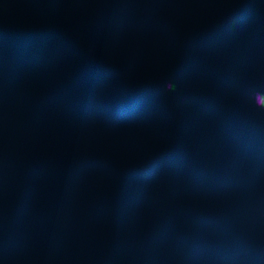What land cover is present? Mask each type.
<instances>
[{
  "label": "rangeland",
  "instance_id": "374dc122",
  "mask_svg": "<svg viewBox=\"0 0 264 264\" xmlns=\"http://www.w3.org/2000/svg\"><path fill=\"white\" fill-rule=\"evenodd\" d=\"M247 1L167 0L160 12L137 23V6L133 2L102 0L105 6L109 4V17L122 18V10L130 13L135 26L143 22L146 25L129 27L127 32H119L114 38L97 44H86L78 37H84V16L94 12L98 1L93 0L84 9H78L70 0H0V25L52 27L65 31L70 38L74 36L73 40L76 38V44L85 49L86 55L121 72L118 86L163 88L160 112L155 119L104 129L102 121H86L85 113L75 103L76 89H72L69 101H64L62 96L52 99L55 88L65 85L83 64L85 56L56 60L47 69H22L16 65L0 72V134L12 129L14 141L6 146L17 157L12 164L0 150V202L2 195L7 196L5 213L1 215L9 216L0 226V250L3 244L20 243L19 251L11 247L8 253L14 249L15 253H24L27 264H51V261L52 264L78 261L82 264H146L141 243L150 235L152 223L162 224L168 216L176 220L181 211L185 221L190 219L189 226L184 227L188 238H208L223 246L234 244L232 232L212 236L199 213L237 219L242 214L238 201L241 188L227 193L218 184L200 190L173 174L165 186L158 188H147L136 180L137 186L133 193L128 192V198L125 186L122 189L121 177L130 169L147 166L146 162L157 152L170 147L173 129L170 114L184 124L178 138L204 163H210L221 153L228 137L237 132L248 133L254 124L264 126V106L256 101L264 90L263 35L255 33L258 35L255 37L251 31L242 30L231 36L225 45L208 47L203 40L200 44L191 42L193 36L209 29L212 23L220 22L228 12ZM148 2L151 8L157 0ZM256 2L262 6L264 15V0ZM229 56L235 59L237 69L222 72L219 60ZM182 68L185 72L191 71L183 74ZM129 77L133 80H128ZM15 80L37 82L33 112L44 113L48 118L45 128L58 133L61 141L71 143L78 160L60 164L50 159L29 176L31 167L18 158L29 153L28 137L19 134L17 105L8 90L9 83ZM56 120L64 127L56 125ZM72 130L76 137L72 136ZM33 146L45 147L39 143ZM93 160L107 163L109 170L94 169ZM82 161L86 166L81 165ZM142 190L147 201H142L135 216L129 215L123 209L124 204ZM176 196L184 197L178 206ZM253 196L264 199V179L258 180ZM57 207L60 212L55 218L51 212ZM22 212L28 214L21 215ZM72 214L79 228L90 229L87 233H77L75 222L70 220ZM66 216L68 219H64ZM97 222L101 225L99 228L102 227L101 234L94 232ZM127 222L131 223V229H124ZM243 229L240 222L236 231L242 233ZM19 234L23 237L20 240L17 239ZM62 244L64 251L60 258L48 260L49 257L41 253L50 250L53 253ZM86 244L91 247L84 248ZM127 248L130 252L122 261L118 253ZM56 255L59 254L56 252ZM166 264H170L169 260ZM249 264H264V260Z\"/></svg>",
  "mask_w": 264,
  "mask_h": 264
},
{
  "label": "trees",
  "instance_id": "16d2710c",
  "mask_svg": "<svg viewBox=\"0 0 264 264\" xmlns=\"http://www.w3.org/2000/svg\"><path fill=\"white\" fill-rule=\"evenodd\" d=\"M70 1L78 9H84L87 3L93 2ZM96 1L98 2L94 12L84 16L85 22L82 26H85V33L84 37H78L80 42L97 44L109 37L114 38L119 32H127L129 27L142 28L146 25L143 22L142 25L135 26L130 13L126 14L122 10V18L109 17V4L105 6L102 0ZM256 1L248 0L231 10L223 20L212 23L209 29L193 36L191 42L200 44L203 40L208 47L225 45L231 36L242 30L251 31L255 37L259 33L264 40V15L262 6ZM73 37L70 38L67 32L52 27L0 25V72L4 73L16 65L22 69H47L56 60L85 56L83 64L65 85L55 88L53 100L62 96L64 101H69L72 98V89H76L75 103L85 113L86 121H102L105 123L104 129L124 123H147L159 115V105L163 100L160 93L163 88H137L132 84L128 87L118 86L121 72L86 55L85 49L78 46L76 38L73 40ZM182 70L183 74L191 71L188 69L185 72V68ZM129 79L133 80L130 77ZM48 96L44 99L47 100ZM256 101L259 106H264V90L256 97ZM170 117L173 119L170 147L157 152L147 166L124 173L121 177V182L124 183L122 189L136 180L142 181L147 188L163 187L168 177L174 174L200 190L218 184L227 193L241 188L242 194L238 201L242 214L235 220H229L199 213L203 225L212 236L232 232L234 244L231 246H223L208 238L190 239L180 231L171 216L162 224L152 223L150 235L141 243L146 264H166L167 260L170 264H249L264 260V199L253 196L258 180L264 179V126L254 124L248 133L237 132L233 137H228L221 153L210 163H204L196 159L190 147L178 138L184 124L171 114ZM84 161L81 165H85ZM91 164L100 171L110 168L107 163L97 160H93ZM34 169L30 170L29 176L38 171V168ZM127 178L131 180L127 181ZM122 193L125 194V191L122 190ZM126 194L129 198L130 194ZM147 198L143 195V190L139 191L127 200L123 209L129 215L135 216L142 201H147ZM240 222L244 226L242 233L236 231ZM1 223L2 220L0 226Z\"/></svg>",
  "mask_w": 264,
  "mask_h": 264
},
{
  "label": "built area",
  "instance_id": "2783aa9c",
  "mask_svg": "<svg viewBox=\"0 0 264 264\" xmlns=\"http://www.w3.org/2000/svg\"><path fill=\"white\" fill-rule=\"evenodd\" d=\"M129 2H133L134 5L137 6V15H136V21L137 23L141 22L142 20H145L149 17L154 16L157 12H160L163 9V3H165L167 0H157L156 4H154V7L149 8V2L148 0H128ZM235 59H233V56L225 57L219 60V65L221 66L222 72H228L231 73L235 69H237V65L234 64ZM8 90L10 92V95L12 98H14L17 110L19 114V134H26L27 139V150L29 153L27 155H20L18 156L19 159H21L27 166L31 167L33 164H38L40 162L47 163L50 159L55 160L56 162L60 164H65L71 161L72 159H77V154L73 152V146L71 143L67 141H61L60 136L58 133L55 132H49L45 126L44 123L48 121V118L44 115V113L40 111L33 112V98L36 97V94L38 93L37 90V82L32 80L30 82H23L19 80H15L9 83ZM42 97H45L43 95ZM42 99V98H41ZM56 125L60 124L59 120H56ZM2 126V120H0V128ZM61 127H64L63 124H60ZM72 136L76 137V132L74 130L71 131ZM14 141V134L12 132V129H9V131L5 134H0V150L1 152L8 156L11 163L13 164L14 159L17 157L12 154L11 150L7 148V144H10ZM39 143L40 146H45L43 148H40L38 146H33V144ZM61 148L65 150H61ZM66 150H70L69 152L64 153ZM78 160V159H77ZM14 173H16V169H14ZM137 186L136 182L131 183L129 186L126 187L127 192H134L135 187ZM175 205H179L184 201L183 196H176L175 197ZM6 195H2L1 202H0V209H3L6 204ZM181 199L182 202H181ZM60 212V208H56L51 212V216L57 218L58 214ZM184 215L181 211L179 215H177L176 218V224L179 227L180 231L182 233H185V226H189L188 222L190 221L184 220ZM70 220L75 222L76 231L77 233H80L82 231H85L86 233L90 230L88 227L79 228V222L76 221V217L72 214L70 216ZM100 223L97 222L95 225L94 232L96 234L102 233V227L99 228ZM131 223L127 222L124 226V229L128 228L131 229ZM63 243V241H62ZM91 247V244L84 245V248ZM64 251V244H62L57 250V254L59 258L62 256V253ZM130 252V248L121 250L119 252V257L123 261L127 258L128 254ZM52 260V259H51ZM106 261H108L106 259ZM53 261H51V264ZM75 264H82L79 261L75 262Z\"/></svg>",
  "mask_w": 264,
  "mask_h": 264
},
{
  "label": "crops",
  "instance_id": "0c3cea01",
  "mask_svg": "<svg viewBox=\"0 0 264 264\" xmlns=\"http://www.w3.org/2000/svg\"><path fill=\"white\" fill-rule=\"evenodd\" d=\"M40 164H46V163L40 162L39 165ZM39 165L38 164H33V166H31V169L32 170H35L34 168L36 166L38 167ZM4 210H5V207L3 209H0V220H6V218L9 217L6 214H4L3 216L1 215V214L5 213ZM23 213L28 214V212H22L21 215H23ZM64 219H68V216H66V218L64 217ZM22 238H23L22 235L19 234V238H17V239L20 240ZM9 239L12 240V238H9ZM12 243H14V242H12ZM3 245H4V247L0 250V264H27V262H29V261H27V259H25V258H24L25 260L23 259V257L25 256L24 253L23 254L20 253V252H16L15 253V249H14V251L10 252V254L8 253L9 252V249L11 247H12V249H13V247H15L17 249V251H19V249L22 248L21 245H20V243H16V244L10 245V246L8 244H3ZM16 246H18V247H16ZM41 253L43 255H45L47 257V259L49 257L48 260H51V259H53V258L56 257V251H54L53 253L51 252V250L50 251H42ZM29 258H31L30 255H29ZM57 263L60 264L59 262H57Z\"/></svg>",
  "mask_w": 264,
  "mask_h": 264
},
{
  "label": "water",
  "instance_id": "95a60500",
  "mask_svg": "<svg viewBox=\"0 0 264 264\" xmlns=\"http://www.w3.org/2000/svg\"><path fill=\"white\" fill-rule=\"evenodd\" d=\"M151 160V159H150ZM150 160H148V161H150ZM148 161L146 162V163H148Z\"/></svg>",
  "mask_w": 264,
  "mask_h": 264
}]
</instances>
